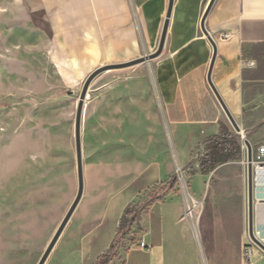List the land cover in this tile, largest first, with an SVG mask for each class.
Listing matches in <instances>:
<instances>
[{"label":"crops","instance_id":"obj_1","mask_svg":"<svg viewBox=\"0 0 264 264\" xmlns=\"http://www.w3.org/2000/svg\"><path fill=\"white\" fill-rule=\"evenodd\" d=\"M70 2L73 35L88 26L94 37L97 32L104 35L106 51L114 48L127 57L140 49H157L169 6V0ZM205 14L208 36L201 29ZM83 16L87 18L82 20ZM69 32L60 30L62 40L80 49V40L68 38ZM208 37L216 48L210 72L214 88L249 144H264V0H172L163 50L154 66L157 103L150 93L130 96L126 106L124 101H108L104 121L112 129L118 123L116 115L139 113L143 124L158 134L160 110L172 151L151 155L143 150V157L130 163L111 152L100 154L90 166L83 165L81 201L45 264H98L110 251L126 209L141 204L147 193L175 177L176 169L186 179L190 199L197 203L194 217L208 255L219 258V264H241L240 250L228 234L230 226L241 228L246 222V173L228 171L211 183L220 168H243L241 158L246 154L240 150L239 159L208 173H201L199 167L210 139L223 130L239 139L207 80L214 55ZM153 143L161 144L160 140ZM193 179L198 182L189 190ZM201 182L209 185L203 188ZM187 200L173 187L140 208L133 224L136 243L127 251L118 249L113 263L192 264L196 251L192 225L184 214ZM252 256L253 264H264L258 252Z\"/></svg>","mask_w":264,"mask_h":264},{"label":"rangeland","instance_id":"obj_2","mask_svg":"<svg viewBox=\"0 0 264 264\" xmlns=\"http://www.w3.org/2000/svg\"><path fill=\"white\" fill-rule=\"evenodd\" d=\"M70 4V0H0V264H37L76 195L74 119L83 83L95 69L108 68L91 81L84 100L83 165L90 166L100 154L104 157L111 152L130 163L143 157V150L151 155L157 150L160 154L172 151L160 110L158 134L143 124L139 113L116 115L118 123L112 129L104 124L108 101H124L126 106L130 96L135 99L150 93L157 103L153 74L160 55L128 65L154 50L140 49L130 57L114 48L106 51L104 35L97 32L94 37L88 26L78 28L74 36ZM133 21L136 25L134 16ZM63 27L70 31L68 38L80 40V49L62 40ZM256 146L251 145L252 152ZM228 171L246 173V168H220L211 185ZM176 173L162 187L147 193L133 210L139 212L170 188L182 191L187 182L181 171L176 169ZM196 181L188 183L189 190ZM199 184L203 188L209 185ZM195 222L192 264H219V258L208 255L201 226ZM230 227L228 236L240 250L241 264H253L255 251L264 259V252L248 236L247 218L243 227ZM131 232L116 251L136 243V232Z\"/></svg>","mask_w":264,"mask_h":264},{"label":"water","instance_id":"obj_3","mask_svg":"<svg viewBox=\"0 0 264 264\" xmlns=\"http://www.w3.org/2000/svg\"><path fill=\"white\" fill-rule=\"evenodd\" d=\"M172 6V0H169V6L167 10V14L164 20L163 28H162V33L160 37V41L158 44L157 49L148 55H145L144 57H139L138 59H135L133 61H130L128 65H134L140 62H143L146 58L152 59L158 57L163 50L164 46V41H165V36L167 32V27H168V20L170 16V10ZM206 14L204 15L202 21H201V29L202 32L208 36L205 28H204V20H205ZM209 38V37H208ZM211 41L213 48H214V55L213 59L211 61L209 71H208V76L207 80L210 85V88L212 89L213 94L215 95L218 103L220 104L222 110L224 111L230 125L234 129V131L237 134L243 133L240 127L236 124L234 121L233 117L231 116L230 112L228 111L226 105L224 104L223 100L221 99L220 95L217 93L216 89L214 88L211 79H210V72L212 69V64L214 61V56L216 55V48L215 44L213 41L209 38ZM106 67H99L95 69L93 72H91L86 80L83 83L81 92H80V97L76 106V113H75V119H74V144H75V161H76V174H77V192L76 195L68 208L67 212L65 213L63 219L61 220L60 224L58 225L56 231L54 232L52 238L50 239L48 245L46 246L41 258L39 259L37 264H45L46 261L48 260L52 250L54 249L58 239L60 238L64 228L66 227L68 221L70 220L72 214L74 213L76 207L78 206L79 202L81 201L82 194H83V188H84V181H83V162H82V144H81V123H82V112H83V106H84V100L86 98V94L89 88V85L91 81L101 72L107 70ZM247 151H246V161H247V166H246V179H247V232L250 240L257 246L259 247L263 252H264V244H262L255 236L254 234V229H255V192H254V180H253V168H252V147L249 144L248 141L244 142Z\"/></svg>","mask_w":264,"mask_h":264},{"label":"trees","instance_id":"obj_4","mask_svg":"<svg viewBox=\"0 0 264 264\" xmlns=\"http://www.w3.org/2000/svg\"><path fill=\"white\" fill-rule=\"evenodd\" d=\"M238 137L223 130L218 137H214L209 140V145L204 154L199 159V167L201 173H208L215 169L218 165H221L228 160H237L240 158V147L238 143ZM131 209H126L118 227L116 237L112 243V247L108 253H106L98 262V264H104L110 257L115 258L117 256L116 249L120 241H124L123 235L131 234L133 224L137 219L138 212ZM121 234V235H120ZM130 246L126 248L123 246L124 251H127Z\"/></svg>","mask_w":264,"mask_h":264},{"label":"built area","instance_id":"obj_5","mask_svg":"<svg viewBox=\"0 0 264 264\" xmlns=\"http://www.w3.org/2000/svg\"><path fill=\"white\" fill-rule=\"evenodd\" d=\"M224 38H227V36H225ZM239 135V147H240V150L246 154V151H247V147L245 145V141H247L246 139V136L244 135V133H241V134H238ZM246 156V155H245ZM242 164L245 166H247V161H246V157H245V160L244 162H242ZM259 165L261 168L264 167V144H261L259 145L255 152H252V168H253V174H254V170L256 169V166ZM253 180H254V175H253ZM254 188H255V185H254ZM182 193L184 195V198L187 200L186 204H185V217L191 222V225H192V229H193V232L195 234V217H194V209L197 205L196 202L192 201L189 197V194H188V191H187V186L183 188L182 190ZM122 237L125 239L127 238V235L124 234L122 235ZM119 246L121 247L122 244L120 243ZM140 247H143V244H140L139 245ZM113 259L114 258H111L110 260H108L106 263L104 264H114L113 263Z\"/></svg>","mask_w":264,"mask_h":264},{"label":"bare ground","instance_id":"obj_6","mask_svg":"<svg viewBox=\"0 0 264 264\" xmlns=\"http://www.w3.org/2000/svg\"><path fill=\"white\" fill-rule=\"evenodd\" d=\"M134 44L136 45V43ZM253 175L255 185V198L258 201V203L255 204L256 226L254 229V234L256 238L262 244H264V167L261 168L259 165H257ZM196 223L197 222H195V227Z\"/></svg>","mask_w":264,"mask_h":264}]
</instances>
